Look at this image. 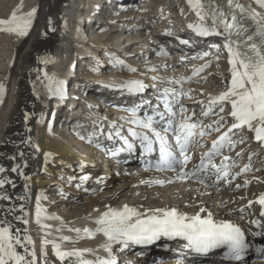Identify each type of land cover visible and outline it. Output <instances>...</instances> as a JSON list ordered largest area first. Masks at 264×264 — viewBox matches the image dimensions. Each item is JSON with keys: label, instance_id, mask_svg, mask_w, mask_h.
Segmentation results:
<instances>
[{"label": "bare ground", "instance_id": "1", "mask_svg": "<svg viewBox=\"0 0 264 264\" xmlns=\"http://www.w3.org/2000/svg\"><path fill=\"white\" fill-rule=\"evenodd\" d=\"M225 1L202 0L205 3V19L201 21L196 16L193 21L191 12L195 11L189 7L187 0H119L118 2L0 0V20L10 19L11 14L17 9H19L17 15H26L33 9L36 10L27 35L21 37L0 30V60L2 58L0 85L4 86V92L0 95V168H3L4 172L0 173V178L11 181L0 188V196L8 197V199H0V220L11 223L14 236L19 235L21 238L29 236L32 239L33 244L27 247L36 252L38 264H79L81 259L94 262L98 257L108 258V253L103 248L106 238L98 233L93 238H87L83 230L95 232L97 227L95 221L104 212L109 209L120 210L124 205L136 208L140 212L146 209L174 207L189 216L200 213L205 217L211 213L216 222H230L240 227L246 235V242L253 245L256 253L258 249L264 248V217L260 214L261 205L258 203L259 198L264 195V172L260 173L255 168L257 162L264 161V141L255 140L254 131H249L247 126H244L228 134L232 143L226 142L221 154L212 161V164L218 166L222 164L228 166L229 175L222 182L216 181L215 169L211 167L207 175L201 173L192 182L189 179L179 180L177 178L179 171L164 176L160 172L145 170L142 167L144 157L137 147L134 148L135 155L128 153V149L125 148L124 152L127 153L128 158L125 165L105 163L106 167L103 166L100 171L97 161L101 162L100 158L102 155L105 156L104 146L108 141L101 137V141L89 140L90 143H85L84 140L87 138L84 139L79 133L82 128L88 127L90 123L94 125L95 123L92 122L98 123L99 120L96 118L91 122L87 121L82 127L78 125L74 127L72 133H69L71 128L68 127L63 133L67 131L69 134L62 136V132L60 134L53 130L54 126H58L61 118V112L54 107H60L62 99L50 95L45 87L47 84L45 74L49 77L54 74L56 79L68 82L73 74L77 76L74 71V64L77 61H83V65L90 62L89 58L94 53L86 45L84 38L86 32L90 35L91 43H103L108 48L110 46L115 55L125 63L136 59V62L132 63L142 65L141 70L150 69L149 71L154 73L153 76L158 73L157 76L160 75L164 81L172 79L175 86H172L171 81L162 84L154 82L149 83L153 86L150 89L156 96L167 90L168 98L172 99L173 96L177 98L180 87L190 77L191 67L203 63V60L200 61L201 59L196 58V55L194 58L190 55L187 57L188 61L180 65L188 71L181 74L177 55L183 51L174 52L170 44L176 35L175 32L183 25L193 22V26L199 24L211 29L214 15L217 17L222 15L229 23L233 22L232 16H236L244 22L242 27L247 29L243 35L253 36V41L249 43H260L259 36L255 34L256 31L252 26L254 21L249 18L248 13H257L256 19L260 26L264 27V8H261L256 0H230L238 2L243 7L242 13L235 9L228 10ZM110 3L114 5L113 9ZM81 5L86 7L83 8ZM95 6L97 10L93 12L90 8ZM103 10L106 11L102 13ZM88 12L93 14L85 15ZM108 12L113 15H109ZM154 15L157 17L155 18ZM85 16L90 22L96 21L88 25L81 23V18H86ZM93 18L94 20H91ZM158 18L162 19V22L160 25L157 24L156 28H152ZM98 21L100 25L96 27ZM82 24L83 32L80 27ZM216 31L224 38L237 39L236 33L231 30L229 35L222 24L216 28ZM97 33L102 34L97 35ZM8 47L12 48L11 51L7 49ZM214 49L215 55L225 61L215 60L210 67H202L191 76V80L202 84L207 78L212 77L222 85H219V88L200 87L193 93L186 87L184 104L180 103L186 106L189 112L195 111L193 123L198 124V127H206L202 129L205 133H209V128L212 127L213 136L209 137L210 141L217 140L235 122L230 115L231 104L228 102L212 105L210 112L213 113L210 117L204 114L209 109L210 99L227 91L231 82L228 53L223 54L224 47L221 44H216ZM161 50L167 55H162ZM203 57L207 59L206 56ZM45 60L48 62L44 63ZM133 66L129 68L134 69ZM131 72L125 69V72L123 70L122 73H116L111 77L105 72L94 73L92 76L81 74L83 75L80 76L81 78L76 77L75 91L71 94L81 97L80 100L87 101L96 109L99 108V102L94 96L101 97L121 116L123 113H119L118 108L132 100L122 96L129 91L120 86L126 81L141 82L144 78L133 76ZM178 80L181 82L180 85H177ZM77 86L84 88L81 95L77 93ZM102 107L104 108L101 112L104 113L105 107L108 106L101 102L100 108ZM221 107L224 109L223 112L220 111ZM84 115L88 116L87 113ZM49 125H51L50 130ZM129 125L137 126L133 123ZM221 125L224 127L221 128ZM217 127L220 129L219 134L215 130ZM94 132L98 133V131ZM75 141H78L80 147H76ZM122 141L120 140L119 143L123 147L124 141ZM195 144L198 150H205L209 146V144L203 145L202 142ZM36 146L39 147V152ZM45 154H48L47 160ZM225 156L229 159L225 160ZM13 168L17 171L13 172ZM193 168L188 166L184 170L191 172ZM240 168L246 173V177L240 178L238 175L237 179H234L235 173L239 172ZM251 178L253 180H250ZM158 180L165 183L162 186L151 183ZM199 180H203V183ZM242 187H249V190L244 191ZM98 190L104 191L95 196L91 195ZM38 195L41 196L40 206L44 210L40 224L36 222ZM58 205L65 211H56ZM21 208L23 211L20 210ZM201 208L204 209L203 212L200 211ZM45 217H56V219ZM25 220L27 223H24ZM254 221L256 223H253ZM41 224L46 227H41ZM75 229H80V233L78 234ZM255 233L259 235H254ZM62 237L69 239L65 241L61 239ZM42 240H47L49 243L44 247L46 255L41 258ZM53 243L60 244L64 250L81 251L83 255L70 257L61 262L53 252ZM185 243L179 238L169 240L161 237L151 244L130 245L126 249L122 248V245L113 244L112 257L116 264L120 261L118 256H125L124 264H167L168 257L176 256L174 252L170 253L172 250L182 248L186 253L194 254L184 247ZM15 247L20 255L31 259L27 256L24 247L20 245ZM222 255L223 252L214 253L196 260L202 264H219L222 261L226 262L222 260Z\"/></svg>", "mask_w": 264, "mask_h": 264}, {"label": "snow or ice", "instance_id": "2", "mask_svg": "<svg viewBox=\"0 0 264 264\" xmlns=\"http://www.w3.org/2000/svg\"><path fill=\"white\" fill-rule=\"evenodd\" d=\"M187 2L189 7L196 12L198 19L203 21L206 16L205 3L202 0H187ZM256 3L261 8H264V0H256ZM18 11L19 9L14 11L8 20H0V26H3L0 27V30L22 37L27 35L36 10L33 9L26 15H17ZM241 12H244L242 7ZM257 15L255 12L248 13L249 18L257 24L255 34L260 37L259 44L255 42L249 43L253 41V36L251 34L247 36L243 35L247 32V29L235 23L237 20L236 16H232L231 19L233 22L229 23L222 15L219 17L214 15L212 17L211 29L199 24L196 26L189 25L200 36L216 34V28L221 24L224 30L229 32V35H231V30L235 29L237 39H227L223 45L228 53V64L230 65L231 71L230 85L227 91L221 93L214 99H210L208 109V111H211L212 105L228 102L231 104L230 115L234 118L235 122L227 132L213 141L211 150L204 153L201 157L200 165L194 171L187 172L184 169L191 159L187 154V149L193 137L196 135L195 129L198 128V124L187 122L191 117H186L179 124L178 131L173 132L176 146L179 149V157L169 149L168 140L153 127L155 123L153 116H146L143 120L133 119L131 123L150 132L151 136L155 137V142L160 145V160L156 165L157 170L177 171L176 166L179 165V175L177 178L183 181L185 179L197 178L201 173L207 175L208 169L211 167L215 169L216 181L219 182L229 175L227 170L228 166L212 164L211 160L213 156L220 154L226 142L229 144L232 143L228 134L233 129L247 126L249 131L255 132V138L258 141H264V27L260 26L259 21L256 19ZM241 37L243 38L241 39ZM182 43H187V41H182ZM161 54L167 55L163 50H161ZM43 62L47 63L48 61L45 60ZM114 62L123 64L122 61L115 59ZM128 71L134 72L135 69L128 68ZM45 79L47 80L45 87L48 93L52 96H57L59 99H64V82L56 79L54 74L51 77L45 74ZM120 87L127 89L129 92L137 93L142 92L145 85L140 81H126ZM3 92L4 86L0 85V95ZM165 95H167V90H165ZM164 109L170 116H175L167 100L164 102ZM129 111L133 117H136L137 109H131ZM220 111H224L223 107H221ZM153 112L159 115L160 120L165 119L164 113L157 112L156 109H153ZM204 114L207 115L208 113L205 112ZM171 127L172 121L168 120L167 126L163 128V132L167 133ZM50 129L51 125H49ZM215 130L219 131L220 129L217 127ZM116 135H119V132ZM130 135L140 140L142 146L147 151H152L154 141L150 139L149 135L135 131H131ZM199 135H204L203 130L199 132ZM124 145L131 150L132 144L127 140H124ZM36 150L39 152L38 146H36ZM115 154L113 153V155ZM47 158L48 154H45V160ZM224 159L228 160L229 157L225 156ZM12 171L15 172L17 169L13 168ZM2 172H4V169L0 168V173ZM168 182L171 183L172 181ZM199 182L203 183V180H199ZM5 183H11V181L6 180V178H0V188L4 187ZM151 183H157L162 186L165 182L158 180ZM0 199H8V197L0 196ZM40 200L41 196L38 195L36 197V222L38 224L41 223L40 218L44 211L40 206ZM258 203L264 208V195L259 198ZM20 210L23 211V208ZM200 211L203 212L204 209L201 208ZM261 215L264 216V211L261 212ZM45 218L56 219V217ZM24 223H27V221L25 220ZM95 223L97 225L95 232H90L88 229H84L83 231L87 238H93L97 233L102 234L106 238V243L103 245V248L108 253V258L98 257L94 262L81 259L79 260V264H116L115 259L112 257L113 244L122 245V248L126 249L130 245L151 244L161 237L169 240L179 238L186 242L184 244L186 249L199 255H207L214 250L224 249L225 251H223L221 258L225 261L239 260L249 250L244 232L240 227L230 222H216L211 213H208L205 217H202L200 213L189 216L179 212L174 207L170 209H146L144 212H140L136 208L124 205L120 210L109 209L104 212ZM253 223L256 222L254 221ZM41 227L46 226L41 224ZM11 228L12 225L10 222L0 220V264H38L36 252L29 250L27 247L33 244L32 239L29 236L22 238L19 235L14 236ZM69 230L71 231L72 229ZM75 231L79 234L81 230L75 229ZM254 235H259V233H255ZM61 239L67 241L69 238L62 237ZM48 243L49 241L47 240L41 241V258L46 255L44 247ZM15 245L24 247L27 256L31 257V259H27L25 255H20ZM52 249L55 256L61 262L70 257H82L83 255L78 250H64L60 244L56 243L52 244ZM257 251L258 253H264V249H258Z\"/></svg>", "mask_w": 264, "mask_h": 264}, {"label": "rangeland", "instance_id": "3", "mask_svg": "<svg viewBox=\"0 0 264 264\" xmlns=\"http://www.w3.org/2000/svg\"><path fill=\"white\" fill-rule=\"evenodd\" d=\"M84 3H85V1H84ZM83 8H84V6H83ZM154 17L156 18L157 16L154 15ZM161 22H162V19L158 18L157 21H156V25L154 27H152V28H156L157 27V24L160 25ZM99 34H102V33H97V35H99ZM84 38H85V42L87 43L86 45H88V47H90L92 49V52L94 54L91 55V57H90L92 60H90V58H89V61L90 62H87L86 64L83 65V61H79V62L77 61L74 64L76 66V68H77V70L75 72L77 76L80 77V76H83L85 74L92 76V75H94V73L97 74L98 72H100V73L105 72V73L109 74V76L111 77L112 75H114L116 73H122L123 70L125 72V69L127 70L129 68V66L131 67V66L134 65L133 68L135 69V71L134 72L132 71L130 74L133 75V76H138V77L143 76L144 78L142 79V81L145 84L150 85L149 83H154V82H157L158 84H162V83L170 82V81L172 82V79L171 80H167V81L165 80L164 81L163 78H161L160 75L157 76L158 73L153 76L154 73L153 72H150L149 71L150 69H142L141 70L142 65H140V64L139 65L138 64L135 65V64L132 63V62H136L135 61L136 59H131L130 61L128 60L125 63L121 58L119 59V57L117 55H115L116 53L111 49L110 46L108 48V46L104 45L103 43H96V44L91 43L92 40L89 41V38H90V35L89 34L84 35ZM127 44H130V43H127ZM102 45H104V46H102ZM7 49L9 51H11L12 48L8 47ZM113 58L115 60L122 61L123 64H117V63H115ZM1 60H2V58H1ZM1 60H0V62H2ZM86 61H88V60H86ZM146 66H147V64H146ZM138 67H140V69H138ZM80 69H82L83 71H81ZM81 74H83V75H81ZM164 78H168V77H164ZM98 80L99 79H97V81ZM98 82H100V81H98ZM95 84H101V83H95ZM179 84H180V82H177V85H179ZM219 85L221 86L222 84L219 83L216 79H213L212 77L207 78L205 80V83H202V84L195 83L192 80L191 81L190 80L189 81H186V83H184V85H182L180 87V90L182 92V94L180 95V99H184L185 98V96H186V93H185L186 92V87H188V89L190 90V92L193 93V92H195V90H199L200 87H202V88H205V87L219 88L220 87ZM172 86H175V83L174 82H172ZM82 91H83L82 88L81 89L78 88L79 95H81L83 93ZM201 91H203V90H201ZM88 97H92V96H88ZM54 127H56V126H54ZM54 127H53V130H54ZM58 130L59 129L56 127L54 131L59 132L60 134L62 132V136H63V134H64L63 131H61V130L58 131ZM67 134L68 133L64 134V137L67 136ZM69 138H70V136H69ZM75 142L77 143L78 141H75ZM75 142H74V144H75ZM76 147H80L78 143H77V146ZM261 163H262V165H260ZM263 163H264V161L263 162H260V163L257 162L256 163L257 165H255V168L260 173H263L264 172V166H263L264 164ZM251 166H252V164H251ZM240 170H242V169L240 168L239 169V173H237L240 176V178L241 177H246V173L244 171H240ZM250 180H253V179L251 178ZM227 187H228V185H227ZM242 188H243L244 191H248L249 190V187H242ZM244 188H246V189H244ZM103 191L104 190H98L96 192L91 193V195L92 196H95V195L100 194ZM138 195H141V194H138ZM58 210L61 211V210H64V209H62L58 205L56 207V211H58Z\"/></svg>", "mask_w": 264, "mask_h": 264}, {"label": "water", "instance_id": "4", "mask_svg": "<svg viewBox=\"0 0 264 264\" xmlns=\"http://www.w3.org/2000/svg\"><path fill=\"white\" fill-rule=\"evenodd\" d=\"M256 27H257V25H256Z\"/></svg>", "mask_w": 264, "mask_h": 264}]
</instances>
